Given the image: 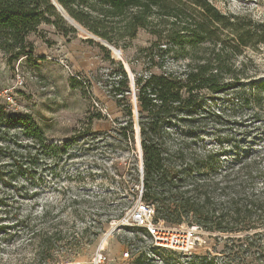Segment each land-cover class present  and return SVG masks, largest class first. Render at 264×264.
<instances>
[{
	"label": "trees",
	"instance_id": "1",
	"mask_svg": "<svg viewBox=\"0 0 264 264\" xmlns=\"http://www.w3.org/2000/svg\"><path fill=\"white\" fill-rule=\"evenodd\" d=\"M56 2L0 0V48L9 62L34 56L31 36L39 33L45 39L44 26L65 38L79 33L57 4L87 32L118 50L131 47L141 30L148 31L153 40L135 57L150 72L132 69V81L125 64L118 61L110 74L114 77L105 84L119 106L127 103L128 120L120 133L138 146L141 167L134 169L143 187L142 199L170 225L186 220L217 234L219 253L228 264H264V133L258 131L263 144L256 147L247 148L235 139L233 152L219 144L217 149L205 145L197 154L194 145L203 135L201 128L218 121L219 101L247 115L254 129L264 126V79L258 77L248 53H264V20L225 13L212 0ZM86 40L114 60L112 50L101 41ZM132 93L139 105L136 114L129 103ZM6 117L17 121L28 142L7 154L9 171L0 162V194L4 192L0 241L24 242V250L31 254L25 264L70 262L83 249L81 241L97 240L113 218L101 220L94 213V224L77 230L76 205L85 198L70 197L63 218L45 210L37 177L40 158L47 150L55 156L62 146L46 144L43 128L32 115L2 119ZM20 178L22 183L17 182ZM149 250L174 256L161 258V264H186L177 257L181 254L152 244L140 246L132 264H158L146 257ZM207 254L192 253L188 264H198Z\"/></svg>",
	"mask_w": 264,
	"mask_h": 264
},
{
	"label": "rangeland",
	"instance_id": "2",
	"mask_svg": "<svg viewBox=\"0 0 264 264\" xmlns=\"http://www.w3.org/2000/svg\"><path fill=\"white\" fill-rule=\"evenodd\" d=\"M212 1L225 13L248 14L256 20H264V0ZM43 28L45 39L39 33L31 36L35 54L29 60L22 58L10 63L8 55L0 48V147L4 152L0 153V162L3 170L11 169L7 154L21 150L19 145L28 141L22 136L17 121L2 118L10 114L32 115L43 128L46 144L62 146L55 156L47 150L40 158L37 177L41 178L43 208L63 218L69 211L65 204L70 197L85 198L76 205L79 215L73 219L77 230L94 224V213L100 214L101 220L113 218L97 240L83 239V249L72 261L61 264H132L140 246L152 244L146 232L129 219V212L141 194L142 186L136 180L139 176L134 169L141 167V157L138 146L130 139L127 142L120 133L128 120L124 115L127 103L119 106L105 84L114 77L110 74L117 69L118 61L125 64L132 81V69L148 74L149 69L144 71L135 56L139 48L150 45L153 37L141 30L126 50L109 45L113 48V60L87 42V38H92L87 31L79 30L76 35L65 38L51 27ZM248 53L257 65L258 77L264 79V53L252 50ZM7 94L12 97L11 101ZM129 101L136 114L139 105L134 93ZM217 108L221 110L218 121L202 127L203 135L194 144L198 147L197 154L205 145L217 149L219 144L233 152L235 139L247 148L263 144L258 131L264 133V126L254 129L247 115L231 111L222 101L217 103ZM197 128L200 132L198 125ZM17 182L22 183L23 179ZM172 225H190V222L185 220ZM216 235L200 233V241L192 252L210 253L207 259L200 260L201 264H228L219 253L221 247ZM24 248L22 241H0V264H25L31 254ZM99 250L105 257L103 262L95 261ZM170 256L174 257L166 251L152 250L146 255L158 264L161 258ZM177 257L186 264L193 258L190 253ZM200 262L197 260L198 264Z\"/></svg>",
	"mask_w": 264,
	"mask_h": 264
},
{
	"label": "built area",
	"instance_id": "3",
	"mask_svg": "<svg viewBox=\"0 0 264 264\" xmlns=\"http://www.w3.org/2000/svg\"><path fill=\"white\" fill-rule=\"evenodd\" d=\"M7 99L11 101L12 97L7 94ZM140 190V198L134 209L129 212V219L133 224L146 232L147 238L154 247L181 254H192L203 230L197 225H170L158 219L155 208L142 199L143 187ZM103 259L105 257L102 250H99L95 261L103 262Z\"/></svg>",
	"mask_w": 264,
	"mask_h": 264
},
{
	"label": "water",
	"instance_id": "4",
	"mask_svg": "<svg viewBox=\"0 0 264 264\" xmlns=\"http://www.w3.org/2000/svg\"><path fill=\"white\" fill-rule=\"evenodd\" d=\"M55 2H56V0H55ZM56 3H57V2H56ZM57 6H58L59 10L63 13V15L66 17V19H67L71 24H73L74 26H76L79 30L86 32V30H85L84 28H82L79 24H77V23H76L72 18H70L68 15H66L64 9H63L59 4H57ZM90 35H91V37H92L93 39L98 40V41H101L102 44H104L105 46H107V47H109L111 50H113V48H111V47H110L105 41L100 40L99 38H97L96 36H94V35H92V34H90Z\"/></svg>",
	"mask_w": 264,
	"mask_h": 264
}]
</instances>
